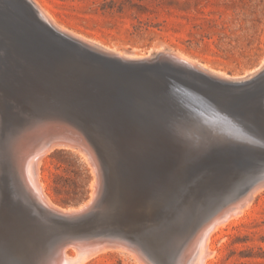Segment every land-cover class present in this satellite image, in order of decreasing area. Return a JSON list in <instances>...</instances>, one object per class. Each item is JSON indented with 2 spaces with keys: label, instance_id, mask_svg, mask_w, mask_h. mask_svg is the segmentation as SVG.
<instances>
[{
  "label": "rangeland",
  "instance_id": "rangeland-1",
  "mask_svg": "<svg viewBox=\"0 0 264 264\" xmlns=\"http://www.w3.org/2000/svg\"><path fill=\"white\" fill-rule=\"evenodd\" d=\"M8 1L0 0V134L4 137L0 157L6 166L4 171L0 169V177L6 175L1 182L13 185L14 190L19 184L13 162L4 151L11 136L46 122L50 139L56 136L59 124L65 131L76 122L101 141L93 138L102 170V191L86 213L84 229L106 226L113 218L119 223L144 218L142 209L165 202L158 210L163 217L156 222L166 218L174 221L163 231L154 224L132 227L137 231L148 228L145 233L150 236L152 249L163 254L175 243L184 245L176 244L175 249L188 245L200 207L209 196L229 184L227 177L232 180L237 174L246 173L245 179L253 174V181L261 179L256 186L262 189L253 186L252 200L251 197L242 200L239 210L248 204L242 208V215L238 212L221 219L222 226L211 234L209 245L213 250L208 261L209 264H264V128L254 126L251 115L242 108L258 99L264 103V0H37L61 28L58 42L64 51L109 66L111 73L56 53L60 49L48 47L50 42L38 29L14 17L18 13ZM64 27L70 36L64 33ZM75 34L84 39L78 36V40ZM21 36L33 40L25 43L19 39ZM38 40L43 47L34 42ZM90 44L96 46L90 50ZM107 49L143 56L146 62L139 58V64L135 59L133 63L125 61V65ZM173 51L177 53L171 56ZM147 55L152 56L148 59ZM182 55L197 64L192 66L189 61L185 64ZM163 63L164 66L160 65ZM170 65L176 69L171 70ZM222 74L233 79L220 78ZM211 90L215 95H210ZM228 103L239 106V110ZM196 109L218 110L237 123L243 122L250 141L187 148L171 127L182 112ZM75 147L54 146L38 164L43 194L57 208H80L89 202L94 187L96 174L90 163H86L83 152ZM187 184L203 185V188L185 190L170 210L168 202L181 185ZM9 197L14 199L12 207L19 211L18 198L12 192ZM135 199L144 200L146 205ZM27 234L22 233L16 245L0 246V264H32L37 238ZM48 244L47 240L41 246ZM67 250L70 256L77 254L74 248ZM80 264L138 263L128 254L114 250Z\"/></svg>",
  "mask_w": 264,
  "mask_h": 264
},
{
  "label": "bare ground",
  "instance_id": "bare-ground-1",
  "mask_svg": "<svg viewBox=\"0 0 264 264\" xmlns=\"http://www.w3.org/2000/svg\"><path fill=\"white\" fill-rule=\"evenodd\" d=\"M9 1L11 4H13V6H12L13 9L18 13V14H15L14 17H16V19H18V21L23 19L24 23L29 24L30 26L34 27L35 29H38L41 32V35H44V37L46 38L45 40L50 42V45H47L48 47L50 46V48L53 49V46H56L61 50V51L56 50V53L60 54L61 56L62 55L66 56V57L70 56L73 61H77V62L86 61V63H84V64L90 65L93 69H100V71L111 73L112 68H110L109 66H102L100 64L93 62L92 60L87 61V59H84L83 57L77 55L78 53L76 54V53L64 51L59 46L60 42H58V40L61 39V34H60L61 28L57 25L58 23H56V21L53 20V17L50 15V13L39 3V1H37V0H9ZM62 29L64 30L65 27ZM64 33H65V30H64ZM69 33H70V31H69ZM71 33H72V31H71ZM65 34L70 36L69 34H67V32ZM75 35H77V34H75ZM72 36H74V35H72ZM78 36L79 35H77L76 38ZM74 37H72V38L74 39ZM79 37L82 38V40L84 39L81 36H79ZM19 39L25 43L32 42V40H33V39H30V41H28L25 36H21V37H19ZM3 40H5V39H3ZM89 41H90V43L92 42L91 40H89ZM34 42L37 44H40V45L43 44L40 40L34 41ZM65 42H66V40H65ZM80 42H81V40H80ZM83 42H85V40ZM92 43H94V42H92ZM44 45L46 47V44H44ZM97 45H99V44H97ZM91 46H96V45L90 44V50H91ZM42 47H40V48H42ZM85 47L87 48V46H85ZM102 47L100 49H102ZM36 49H38V48H36ZM53 50H55V49H53ZM74 50L77 51L76 49H74ZM103 50H101V52H103ZM107 50H109V49H107ZM87 51H85V52H87ZM45 52H47L46 48H45ZM106 52H108V51H106ZM160 52H163V54H164L163 50ZM160 52H158L159 55L162 54ZM16 53H18V52H16ZM98 53H100V52H98ZM108 53H111L112 57L114 59L116 58V60L119 59L120 62L121 61L130 62L129 60L132 61V60L136 59L135 62L138 63L137 59H139V58H140V60L142 58V62H146V61H143L144 60L143 56L139 57V55L126 53L124 51L109 50ZM167 53H168V55H170V51ZM176 53L177 52H174L172 54V52H171V56L175 55ZM40 54H42V52ZM84 55H85V53H84ZM92 55H94V54H92ZM99 55H101V54H99ZM86 56H87V53H86ZM151 56H148V59ZM171 56H169V57H171ZM106 57L108 58L107 55H106ZM177 57H179V56H177ZM182 57H183V55H182ZM182 57L180 56L181 60H182ZM113 58H111V59H113ZM153 58H154V56H153ZM44 59H46V56ZM172 59H174V58H172ZM180 59L178 58V61ZM186 59H188V58H186ZM26 60H27V58H26ZM162 60H163V57H162ZM183 60H185L184 57H183ZM183 60L181 62H183ZM150 61H152V60H150ZM155 61L156 60H154V63H155ZM186 61L187 60H185L184 63ZM169 62H170V60H169ZM189 62L192 63V61H189ZM194 62L192 63V66H195L194 64H197ZM132 63H133V61H132ZM173 63H175V62H173ZM156 64L158 66V63H156ZM125 65H126V62H125ZM130 65H131V63H130ZM135 65H137V64H135ZM160 65L164 66V63L160 64ZM189 65H191V64L189 63ZM262 65H264V64H262ZM262 65H261V67H262ZM72 67H74V66L72 65ZM150 67H151V65H150ZM159 67H162V66H159ZM197 67H199V66L197 65ZM197 67H195V68H197ZM201 67L202 66H200L199 68H201ZM261 67H259V68H261ZM133 68H134V65H133ZM135 68H139V67H135ZM170 68H172V66ZM75 69H76V67H75ZM82 69H84V68H82ZM173 69H176V68H172L171 70H173ZM202 70L205 71L204 69H202ZM255 71H259V70L256 69ZM255 71H252V72L255 74ZM180 72L181 71H179V73ZM209 72H211V71H209ZM174 73H178V72L175 71ZM251 73H249V74H251ZM186 74H188V73H186ZM94 76H96V75H94ZM182 76H183V74H182ZM224 76L232 78L231 76H226V74H222V76L220 75L219 77L224 78ZM215 77L217 78L216 75H215ZM243 77H241V78L243 79ZM53 78H55V77H53ZM189 78H191V77H189ZM241 78H239V79H241ZM99 79H102V78H99ZM112 79H113V77H112ZM206 79H207V77H206ZM245 79H247V78H245ZM84 80H86V79H84ZM219 80H221V79H219ZM109 81H111V80H109ZM109 81H107V82H109ZM237 81L239 82L238 79H237ZM72 82H74V81H72ZM193 82H194V80H193ZM207 82H208V80H207ZM194 83H196V82H194ZM210 83H211V81H210ZM211 86H213V83ZM219 86H217V87H219ZM225 88L223 87L222 89L224 90ZM215 89L217 90V88H215ZM232 89L234 90V88H232ZM209 93H210V95H211V93L215 95V93H213L212 90ZM210 95L208 94V96H210ZM226 95H227V93H226ZM118 98L121 99L122 97L121 98L118 97ZM213 98H215V97H213ZM261 99H262V97H261ZM71 102H73V101H71ZM228 104H230V103H228ZM133 105H132V107L135 106V105L134 106ZM230 105H231V108H233L234 110H237V109L239 110V108H240L239 106H236L233 104H230ZM106 106H108V105H106ZM243 107L251 115V116L250 115L249 116L253 121V125L254 126L258 125L259 127L264 128V103H261L258 99L257 102L248 103L247 105L242 106V108ZM138 110H140V109L138 108ZM247 111L244 113L246 114ZM224 113L225 112H221V111L213 110V109L206 110V111L204 109L203 110L196 109L194 111L182 112L174 120L172 127H171L172 132L179 139V141L189 149H198V148L203 147L205 145L218 143V142L247 141L250 138V136L248 134H245L246 133L245 131H241V129H240L241 126L235 120L227 117ZM75 123L72 124L73 125L72 128H69L65 131H63V129L65 127H63L62 125L59 124V126L57 127L58 132L56 133V136L48 139L47 123L46 122H40L39 124H37L31 128H27L26 130L16 132L13 136L10 135L11 137H10L9 141H7L6 146L4 147V149H5L4 151L6 152V154H8L9 160L11 162H13L14 169H15L14 174L17 175L19 184L17 186V189L14 190L13 185H12V187H10V184H8V183L4 184L3 182H1L2 181L1 178L4 179V177L6 176L5 174L0 177V246L8 247L10 245H16V244H18V241H20V239L23 237L22 233H24V232H28V234L32 233V235L36 236V238H37V241H36L37 243L36 242L34 243L35 247H34V252H33V254L34 255L36 254V256H35V259H33L32 264H80L81 262H83L84 260H87L90 257L99 256V255L103 254L104 252L114 251V250L128 254V256L132 257L138 264H209L208 259H210L209 256H211L210 254L213 250V248H212V250L210 249V245H209V242L211 241V234L213 233V231L218 226H222L221 225L222 224L221 223L222 218H224L227 215H229L231 217L232 215H234L238 212L240 213L241 210L243 211L244 206H245V208H246V206H248V204L247 205L243 204L244 206L241 207V210H239L242 200L245 201V198L250 199V197H251L250 200H252V198H253L252 196L255 194V191H253V186H256L257 184H259L261 182L260 178L253 181V174H252V176L246 177L245 179H243V176H246V173H244L243 176L239 173L236 176H234L232 180L227 177V180L230 181V182L228 181L229 184L224 189H221L219 187L220 189L217 191V193L214 194V196H209V198L206 199L205 204L200 207L198 215H196V216H198L197 217L198 219H197V221H194V229L191 228V229H193V232L189 233L191 236V239H190L188 245L185 246L183 249H181L180 246H179L180 248L176 247V249H175L174 246L176 244H178V245L182 244V243L181 244L175 243L173 248L168 250L169 252L167 251V252H164L163 254H158L151 247L152 242L150 241V236L145 233L146 230H148V228H145V230L137 231V230H134L132 227H134V228H139L142 226L148 227V224H152V225L154 224L156 227L159 226L157 228L159 229L160 232L163 231L162 229L165 228L168 225V223L170 224L172 221H174L173 218H166V220L163 222H156V220H158L159 218L161 219V217H163V215L160 216L158 214V212H159L158 210H159V207L161 205H163L165 202L164 203L162 202L159 204L156 203L153 208L142 209L140 211V213L142 214V216H145L144 218H140V219H139V217H137L136 219H133V218L129 219L128 218L129 222H127V223H119L118 221H115V218H113L111 220L112 222H110V223L108 222V225H106V226H102L99 222L100 226L97 228L91 227L88 230L84 229L85 227L82 224L85 223L84 219L87 216L86 213L93 206V204L95 203L94 200H96L99 197V195L101 194V191H102V186H101L102 181H101V175H100V172L102 170L100 171L101 167H99L98 157H97L96 148H95V142H94L93 138L97 139L99 142H101V141L96 137V135L93 132H91L87 129L83 130L80 126H78ZM104 126H107V125H104ZM10 132H8V133H10ZM243 132H245V133H243ZM11 134H13V133H11ZM3 138L4 137H2V135L0 134V144H1V140ZM248 141H250V140H248ZM70 145H72L74 147L76 146L77 149L79 148L83 152V153L81 152L82 155L86 156L84 158H87L86 163H90L89 166L90 167L92 166L93 172L96 174L94 177L95 182H93L94 187L93 188L91 187L92 191H91V193H89V195H90L89 202L84 203L83 206L78 205V206H81L80 208H76V209H73L72 207L71 208H68V207L67 208H60V207L57 208L55 206H52L50 201L43 194L42 183L39 180L40 177L38 178V164H39L41 158L43 157V155L49 149L53 148L54 146H62V147L67 146L68 147ZM2 147L3 146L0 145V152L2 150ZM79 149L77 150L78 152H80ZM117 161H119V160H117ZM0 162L2 163V164L0 163L1 164L0 169L4 171V168L6 166H4L5 163L3 162L1 157H0ZM256 162L257 161H255V163ZM117 163H119V162H117ZM257 163L261 164L260 162H257ZM91 171H92V169H91ZM146 172H149V171H146ZM94 173H93V176H94ZM154 174H156V173H154ZM154 174H152L150 176H153ZM203 177H204V175H203ZM263 185H264V183H262V186ZM193 187H195L196 190H198V189H202L203 185L200 187H197L195 185L190 187L188 184L187 185H181L180 188L178 189L177 193L168 202V204L170 205V210L175 206L176 201L183 196L184 191L189 189V188H193ZM195 188H193V189H195ZM257 188H260V187H257ZM260 189H262V188H260ZM260 189H258V190H260ZM3 192L5 193V199L3 198L4 197ZM11 192L13 193V196L15 198H18L17 201H18L19 211H17V212L15 211V208L12 207L14 199H11L9 197V193H11ZM219 199H222V201H220ZM135 200L138 203L144 202V200H141V199H135ZM131 204H133V203H131ZM137 205L138 204H136V206ZM145 205H146V203H145ZM129 208H130V205H129ZM132 208H134L133 205H132ZM240 215H242V214L240 213ZM234 217L235 216H233V218ZM125 219L127 220V218H125ZM182 225H184V224H182ZM89 227H90V225H89ZM182 228H183V226H182ZM150 230L153 231L154 229L150 228ZM190 236H188V237H190ZM47 240L50 243V244H48L49 246L48 247L41 246L43 244V242H45V241L47 242ZM187 240H189V239H187ZM181 246H184V245H181ZM68 247H71L72 249L73 248L76 249L77 254L70 256L68 254V250H67ZM5 258L6 257H4V259ZM34 260H35V262H34Z\"/></svg>",
  "mask_w": 264,
  "mask_h": 264
},
{
  "label": "water",
  "instance_id": "water-1",
  "mask_svg": "<svg viewBox=\"0 0 264 264\" xmlns=\"http://www.w3.org/2000/svg\"><path fill=\"white\" fill-rule=\"evenodd\" d=\"M241 127H240V129H241V131H245V132H243V133H245V134H248V132H247V130L245 129V126L243 125V123L241 124V122H239L238 123Z\"/></svg>",
  "mask_w": 264,
  "mask_h": 264
}]
</instances>
